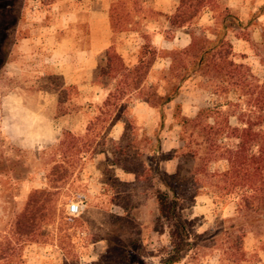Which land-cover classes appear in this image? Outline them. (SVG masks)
<instances>
[{"label": "trees", "instance_id": "trees-1", "mask_svg": "<svg viewBox=\"0 0 264 264\" xmlns=\"http://www.w3.org/2000/svg\"><path fill=\"white\" fill-rule=\"evenodd\" d=\"M147 1H114L109 13L114 34L126 30L129 24H136L134 16L141 14ZM205 8L213 11V22L200 26L198 16ZM171 21L178 26H191L192 42L187 48L168 53L172 65L160 83H149L148 76L157 55L149 45L140 51L139 63L133 66L125 64L115 45L107 51L96 76L102 84L114 81L115 86L98 109V115L91 120L109 122L106 131L121 118L129 124L132 119L128 105L134 93L156 109L160 126L155 133L156 148L152 153L157 159V165L151 168L156 177L153 196L159 220L169 224L171 240V250L163 264H176L182 253L193 246L189 222L183 220L180 213L194 206L196 198L206 192L215 204H233V219L244 218L242 223H233L224 229L220 245L223 254L220 264H244L249 254L245 247L246 236L254 227L260 229L264 225V78L256 76L250 66L235 60L228 35L234 27L245 29L248 24L241 16L226 8L221 9L216 0H180ZM191 83L212 90L216 98L194 117L184 116L178 105L173 109L172 119L181 126L179 140L182 145L173 155H166L168 153L161 150V130L169 118L167 107ZM61 89L78 93L74 86L63 84ZM232 118L236 119V124L232 123ZM62 135L68 141L61 143L67 144L64 157L72 159L73 166V159L82 151L79 149L80 138L68 130ZM83 147L88 149L89 141ZM173 157L180 159L178 169L173 174L163 173L160 163ZM182 158L201 162L190 171L185 169ZM218 161H225L226 168L211 171L210 165ZM124 169L131 170L129 167ZM70 175L69 168L58 163L50 167L48 187L31 194L22 214L32 221V227L37 218L48 224L59 219L65 225L63 221L67 219L66 209L72 194V189L66 188ZM119 183L125 184L124 181ZM60 197L62 201L58 207L56 203ZM63 225L57 228V232L60 233L61 249L67 254L64 245L68 236L61 235L66 231ZM237 230L240 235L234 236ZM49 233L50 239L53 238L54 230ZM202 235L205 236L206 232ZM111 260L113 257L107 252L91 264H106Z\"/></svg>", "mask_w": 264, "mask_h": 264}, {"label": "rangeland", "instance_id": "rangeland-1", "mask_svg": "<svg viewBox=\"0 0 264 264\" xmlns=\"http://www.w3.org/2000/svg\"><path fill=\"white\" fill-rule=\"evenodd\" d=\"M41 2L44 5L47 3L46 0ZM216 5L225 9L228 0H216ZM31 6L32 0H0L1 110L3 99L10 90L18 85H27L36 75H41L43 86L58 93L60 100L64 97H76L74 91H61L64 84L62 76L40 59L33 60V64L37 65L35 70L24 73L7 65L10 56L17 57L15 51L19 55L24 53L18 46L30 34L31 22L27 13ZM260 11L264 14V7ZM252 29L257 32V36H261L260 42L252 41L250 44L253 53L258 56L257 61L244 62L241 54L236 59L250 66L252 72L263 79L264 18L263 21L254 23L251 30L240 31L242 35L252 38ZM119 33L115 34L116 37ZM24 61L26 64L29 62L28 59ZM27 98L30 104L35 102V95H28ZM201 99L193 98L192 102L198 105ZM0 115L5 118L9 112L2 110ZM1 116L0 264H26L28 251L35 252L39 249H43L49 259L58 264H91L107 252H110L113 260L106 264H163L171 250L168 222L161 221L159 216L152 214V204L141 207L137 212L135 210L142 202L154 200L153 185L156 177L151 168L157 165L156 156L152 154L156 148V140H150L141 133L139 119H132L127 124L126 137L116 144L109 136L110 130L106 131L109 122H94L90 117H85L78 128L68 130L80 138L79 149L82 150L73 159L71 166L72 159L64 157L67 144L61 145L63 141L68 142L63 133H57L48 140L34 135L12 140L5 133ZM102 119L101 116L100 120ZM231 121L236 124L235 118ZM86 134L89 136L86 137ZM87 141L90 144L88 149L83 147ZM181 161L185 163V169L190 171L201 162L199 159L186 158ZM54 163L69 168L71 175L66 185V188L72 189L69 204L82 199L83 212L74 221H63L65 225L59 219L48 224L46 220L37 218L32 227V221L22 217V214L31 194L48 187L47 173ZM124 167H129L131 170L128 172L135 175L134 182L119 183L122 179H127L122 171L125 170ZM162 168L164 173L165 169ZM225 168V161L210 165L211 171H222ZM61 201L60 197L56 203L58 207ZM212 201L213 204L209 205V201L203 197L197 208L192 206L181 211V218L189 222L193 246L182 253L181 260L176 264H220L224 229L233 223H242L244 218H232L233 204H215L213 199ZM62 225L66 227V231L61 235L65 233L68 236L65 238L66 244H63L67 254L61 249L60 233L57 232V228ZM50 230H54L51 239ZM204 232L205 236L202 235ZM233 235L239 236L240 233L237 230ZM96 239L98 240L95 241ZM101 241L102 245H106V251L95 256L94 243ZM245 247L249 254L247 253L248 261L244 264H255L257 261L264 264V225L260 229L254 227L246 236Z\"/></svg>", "mask_w": 264, "mask_h": 264}, {"label": "crops", "instance_id": "crops-1", "mask_svg": "<svg viewBox=\"0 0 264 264\" xmlns=\"http://www.w3.org/2000/svg\"><path fill=\"white\" fill-rule=\"evenodd\" d=\"M46 1L44 5L41 0H32V6L27 13L31 22L30 34L25 36L18 46L24 53L19 55L15 51L17 57L10 56L7 65L24 73L36 68L33 60L40 59L45 64H50L54 71L62 76L65 85L76 87L78 93L75 98L60 100L58 93L43 86L41 75H36L27 85L15 86L2 102V110L8 111L9 115L5 118L0 115L5 133L12 140L25 135L48 140L57 133L78 128L85 117L92 119L115 86L114 81L107 85L102 84L96 76L102 60L113 45L128 66L139 63V53L146 45L157 51L148 76L151 84L160 83L163 75L170 70L172 59L168 53L175 49L187 48L192 42L191 26H178L171 21L180 0H148L141 14L134 16L136 24H129L117 37L112 30L109 16L111 5L116 0ZM263 6L264 0H228L226 9L241 16L245 24H248L245 29L234 27L228 35L236 61L237 55L240 54L244 57V62L257 61L258 56L253 53L250 44L252 41L260 42L261 36H257V32L252 29V39L248 35H242L240 30H251L254 23L263 21L264 14L260 11ZM212 17L213 11L205 8L199 13L198 24L211 25ZM25 59L29 60L27 64ZM28 95H35L34 103L28 102ZM200 97V104L192 102L193 98ZM215 98L212 90L195 83L181 90L174 102L167 107L169 118L161 130L162 152L174 154L182 145L179 140L181 126L172 119L173 109L178 105L184 116L194 117L201 108L211 105ZM2 110L0 107V113ZM128 113L131 119L140 120L142 134L150 140H156L155 133L160 126L156 109L137 98L134 93L128 105ZM126 125V120L121 118L111 127L109 136L113 141L118 143L124 140L128 126ZM179 164L180 159L173 157L162 161L160 170L164 167V173L173 174ZM122 171L124 176H127V179L122 181L136 180L133 173ZM203 197H206L209 205L213 204L211 195L206 192L196 198L194 208L200 205ZM153 199L136 206V212L141 207L152 204V214L159 216L154 196ZM102 244V241L94 243L95 256H100L106 251V245ZM26 264L58 263L50 260L43 249H39L35 252L28 251Z\"/></svg>", "mask_w": 264, "mask_h": 264}, {"label": "built area", "instance_id": "built-area-1", "mask_svg": "<svg viewBox=\"0 0 264 264\" xmlns=\"http://www.w3.org/2000/svg\"><path fill=\"white\" fill-rule=\"evenodd\" d=\"M83 207L84 204L82 199L71 202L67 207L68 221H74L76 218H78L83 212Z\"/></svg>", "mask_w": 264, "mask_h": 264}]
</instances>
